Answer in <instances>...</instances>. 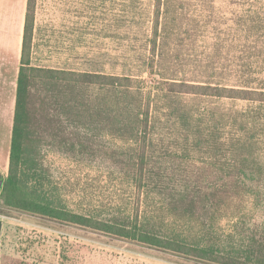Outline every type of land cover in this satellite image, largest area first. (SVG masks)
Masks as SVG:
<instances>
[{"label": "rangeland", "instance_id": "374dc122", "mask_svg": "<svg viewBox=\"0 0 264 264\" xmlns=\"http://www.w3.org/2000/svg\"><path fill=\"white\" fill-rule=\"evenodd\" d=\"M32 4L30 65L133 78L137 102L146 109L150 105L151 117L158 119L154 148L158 158L175 155L185 145L192 150L191 141L184 140L189 131L174 124L177 117L199 120L203 142L211 143V152H219L225 164H232L229 144L215 151L216 140L242 138L253 143L249 152L256 159L251 165L262 171L245 181L259 191L260 204L253 205L250 195L247 206L251 216L264 219V0H32ZM171 80L206 87L175 90L166 84ZM46 87L33 79L32 126L41 140L35 146L45 190L49 171L50 187L77 212L104 217L130 211L138 194L120 172L124 164L113 151L130 147L131 141L108 131L99 135L91 126L88 131L95 136L98 154L69 153L52 145L48 117H42L40 108L41 97L48 95ZM95 91L88 89L91 96ZM86 132L70 126L66 135ZM204 145L174 163L193 173L194 163L216 161ZM4 164L3 159L0 168ZM0 219V264H201L9 207L2 193Z\"/></svg>", "mask_w": 264, "mask_h": 264}, {"label": "trees", "instance_id": "16d2710c", "mask_svg": "<svg viewBox=\"0 0 264 264\" xmlns=\"http://www.w3.org/2000/svg\"><path fill=\"white\" fill-rule=\"evenodd\" d=\"M33 25V4L29 0L9 166L2 191L5 204L173 252L201 264H264V219L251 216L247 206L250 195L254 196L253 205L260 204L259 191L245 181L262 171L251 165L256 159L249 152L253 143L242 138L225 143L216 140L215 151L218 146L229 144L232 164H225L219 152H211V143H206V139L203 142L199 120L177 117L174 124L189 131L184 140L191 141L192 150L205 144L216 161L194 163L193 173L187 166L177 167L176 159H186L193 152L189 145L176 149L179 152L175 155L166 152L168 156L158 158L154 149L158 119L151 117L150 105L146 109L140 100L137 102L131 85L134 79L31 66L28 35ZM34 78L41 80L44 89L48 85V95L41 97L40 108L42 117H48L52 145L69 153L81 150L98 154L95 136L88 131L91 126L99 135L108 131L131 141L130 147L113 151L124 164L120 172L138 194L130 211L110 212L104 217L77 212L64 203L55 187H50L49 171L48 191L45 190L46 177L35 146L41 140L35 138L32 126ZM166 84L175 90L206 87L173 80ZM89 88L96 89L94 96L89 94ZM70 126L87 132L66 135ZM210 129L214 130L211 124Z\"/></svg>", "mask_w": 264, "mask_h": 264}, {"label": "crops", "instance_id": "0c3cea01", "mask_svg": "<svg viewBox=\"0 0 264 264\" xmlns=\"http://www.w3.org/2000/svg\"><path fill=\"white\" fill-rule=\"evenodd\" d=\"M29 0H0V170L6 174Z\"/></svg>", "mask_w": 264, "mask_h": 264}, {"label": "flooded vegetation", "instance_id": "af4514ba", "mask_svg": "<svg viewBox=\"0 0 264 264\" xmlns=\"http://www.w3.org/2000/svg\"><path fill=\"white\" fill-rule=\"evenodd\" d=\"M5 174L0 170V179H3V184H2V187L0 189V194L2 193L3 191V188H4V184H5Z\"/></svg>", "mask_w": 264, "mask_h": 264}, {"label": "water", "instance_id": "95a60500", "mask_svg": "<svg viewBox=\"0 0 264 264\" xmlns=\"http://www.w3.org/2000/svg\"><path fill=\"white\" fill-rule=\"evenodd\" d=\"M2 184H3V179H0V189L2 187ZM2 228V220L0 219V230Z\"/></svg>", "mask_w": 264, "mask_h": 264}]
</instances>
